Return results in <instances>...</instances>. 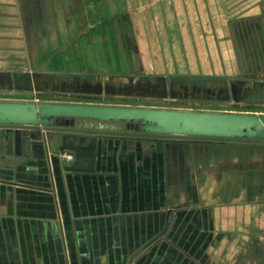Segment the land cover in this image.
Returning <instances> with one entry per match:
<instances>
[{"label":"crops","instance_id":"obj_1","mask_svg":"<svg viewBox=\"0 0 264 264\" xmlns=\"http://www.w3.org/2000/svg\"><path fill=\"white\" fill-rule=\"evenodd\" d=\"M81 2L0 0V87L8 89L14 74L37 72L43 92L70 98L98 84L108 100L140 98L162 83L169 96L172 76L232 68L229 56H214L211 26L202 49L198 28L183 27L180 11L176 20L148 0H127L138 61L128 59L120 72L99 69L94 58L73 54L89 40ZM119 77L140 78L117 85ZM94 121L76 119L70 127L80 130L0 126V264H129L134 253L131 264H213L219 225L223 235L236 221L245 235L247 204L264 201V157L261 150L246 154L258 143L109 134ZM215 174L222 198L199 199L195 185L203 179H212L216 193ZM167 212L164 235L145 246Z\"/></svg>","mask_w":264,"mask_h":264},{"label":"rangeland","instance_id":"obj_2","mask_svg":"<svg viewBox=\"0 0 264 264\" xmlns=\"http://www.w3.org/2000/svg\"><path fill=\"white\" fill-rule=\"evenodd\" d=\"M81 1L71 0V5H77L78 3L81 7ZM132 1L135 4H141V0ZM148 1L150 4L155 3L160 5L163 12H173L176 20L178 19L177 12L180 11L183 27L187 26L191 31L194 27L198 28V42H201L199 46L202 49H205L204 46L207 40L205 38V28H210L211 26L214 33V56H218L223 60L227 56L230 57L229 61L232 64V68L229 73L172 76L169 78L168 98L174 100V103L168 104L144 103L140 98L135 97L131 101H124L122 99L123 95L120 94H117L113 100L82 99L74 95L70 98L63 96L59 92L53 93L50 91L47 97L34 98V100L37 102L126 105L264 115V102L257 103L255 107H249V104L244 102L238 94L242 89L251 87L253 83L261 84L264 88V0ZM128 5L127 0H85L86 31L89 33V40H87L84 46L80 45L79 48L73 49V54L76 55L79 53L80 58H83L84 55L88 59L94 58L90 62L95 63L99 69L103 70L113 69L120 72L129 62L128 59L130 58L132 59L130 60L131 64H135L138 61L137 56L139 57V50L137 48L138 46L136 47L134 45V40L133 42L131 41L132 37H130V35L133 36L132 34H134L136 36V34L135 27L132 26L131 21L130 24L128 23V20H131L129 18H131V12L133 11L130 10L131 8ZM98 20H102V24ZM114 20L117 23L115 22L114 24ZM93 22L96 24L93 28H90L89 24ZM102 30L105 34L99 32H102ZM132 31L134 33H131ZM201 34L203 35L202 37ZM227 49L228 52H226ZM222 50L225 52V55H223ZM109 58L111 59L110 62ZM138 78L140 77H119L116 82H118L117 85H120L121 80L126 82L125 79L137 80ZM0 89L7 90V87H0ZM0 100L24 101L30 99L10 95L5 92L0 95ZM101 124L107 130L137 131L136 123L108 121L102 122ZM101 124L99 121H94L93 125L97 127ZM248 146L252 147L246 153L248 156H251L254 150H257V153L261 150L264 157L263 143L256 145L250 144ZM253 147L257 148L255 149ZM249 150H251V153ZM252 171L250 168L247 169L246 173ZM249 174H246L248 178L250 176ZM215 175L214 177H216L215 180H217L218 187L216 193L215 189H213V193L211 191L213 185L211 182L212 179L210 181L203 179L197 182L195 186L199 199H205L206 197L211 200L213 197L215 199L216 196L222 198L221 177L220 174ZM262 176L264 182V169ZM249 181H253V179H247V182ZM206 189H209L208 196L205 195ZM247 192L251 193L252 191L249 190ZM216 202L218 200L214 201V203ZM252 203L246 206L247 219L245 222L244 236H242L241 231L238 233L236 221L229 222L230 229L223 235H221L222 232L219 225L218 230L220 231L214 237V251L211 253V261L213 264H264V201H262V205L254 206ZM210 204L213 205V202L210 201ZM209 210L217 213V211H220V208L217 210L216 208H210ZM222 231L225 230L223 229ZM223 238L224 244L229 249V252L227 250L221 252ZM204 259L205 257L202 258V260Z\"/></svg>","mask_w":264,"mask_h":264},{"label":"water","instance_id":"obj_3","mask_svg":"<svg viewBox=\"0 0 264 264\" xmlns=\"http://www.w3.org/2000/svg\"><path fill=\"white\" fill-rule=\"evenodd\" d=\"M37 72H22L14 74L7 90L0 89V95L27 97L30 100H0V126L21 129L51 130H80L70 127L76 119H91L99 122L123 121L137 123V131L96 130L102 133L192 140H241L264 144V115L255 113H235L217 111H198L171 108H155L142 106L61 103L49 101H35L47 97L34 78ZM164 80L163 77H161ZM157 90L141 93L140 100L144 103L168 104L174 100L168 98L165 83L157 85ZM101 86L88 91L82 99L101 100ZM135 92V89H132ZM237 94V92H235ZM129 94V92H128ZM239 97L255 107L264 102V88L261 84L253 83L251 87L241 90ZM115 97L111 96L113 100ZM124 101L134 98L125 96ZM168 213L163 228L151 238L148 246L161 238L168 225ZM145 246L143 248H145ZM136 253L132 254L129 264Z\"/></svg>","mask_w":264,"mask_h":264},{"label":"trees","instance_id":"obj_4","mask_svg":"<svg viewBox=\"0 0 264 264\" xmlns=\"http://www.w3.org/2000/svg\"><path fill=\"white\" fill-rule=\"evenodd\" d=\"M128 123H134V122H128ZM137 124V123H136Z\"/></svg>","mask_w":264,"mask_h":264}]
</instances>
